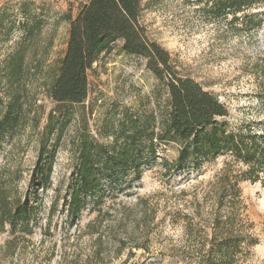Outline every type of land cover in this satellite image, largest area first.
Segmentation results:
<instances>
[{
	"label": "rangeland",
	"instance_id": "1",
	"mask_svg": "<svg viewBox=\"0 0 264 264\" xmlns=\"http://www.w3.org/2000/svg\"><path fill=\"white\" fill-rule=\"evenodd\" d=\"M88 1L0 0V185L7 187L11 200L22 198L40 153L44 171L39 178L47 177L46 188L38 189L35 200L38 228L29 237L31 244L22 243L26 248L9 258H3L0 251V264H44V256L48 258L52 249L49 264H91L88 257L92 238L85 226L96 213L89 206L78 222L69 224L61 198L73 178L79 150L92 141L112 146L125 114L141 118L153 114L158 120L167 110L166 91L147 69V61L125 54L117 41L88 71L87 98L68 106L72 119L59 130L63 119L49 90L57 63L67 48L69 19H75ZM221 1L145 0L140 22L148 39L169 54L179 75L193 79L226 105L232 126L263 120L264 26L255 33V28L243 24L244 13L216 14L214 6ZM245 13H255V7ZM9 104L14 106L13 120L1 125ZM49 113L53 114L52 127L56 131L45 143L41 139ZM155 144L159 157L146 165L139 181L118 193L120 200L114 206L120 210L131 208L137 200L148 199L156 208L154 226L148 238L139 243L147 249L134 250L129 243L121 246L113 237L97 264H190L183 254L187 246L184 220L178 218L193 215L195 222L199 220L193 209L197 201L205 203L199 190L222 168L224 157L203 164L186 177L169 178L163 174L161 159L173 161L177 146L156 140ZM131 174L115 179L126 184L132 181ZM195 186L199 194L194 201ZM239 190L241 217L249 225L247 233L257 243L243 248L234 264H264V187L243 181ZM55 199L49 235H43L40 226L46 227ZM112 201L107 195L103 197L102 213H109L106 209ZM136 211L137 216L126 223V232L141 223V208ZM140 228L135 225L134 230L141 234ZM124 232L118 229V234ZM8 238L7 232L0 233V248Z\"/></svg>",
	"mask_w": 264,
	"mask_h": 264
},
{
	"label": "trees",
	"instance_id": "2",
	"mask_svg": "<svg viewBox=\"0 0 264 264\" xmlns=\"http://www.w3.org/2000/svg\"><path fill=\"white\" fill-rule=\"evenodd\" d=\"M144 1L89 0L75 19H69L67 48L57 63L49 90V96L63 119L59 122V130L72 119L70 111L66 110L68 106L81 104L87 98L88 71L102 55L110 52L117 41L122 43L121 50L125 54L147 61V69L164 87L168 99L167 110L158 120L153 114L142 118L125 114L114 134L112 146L92 141L80 148L73 178L61 197L67 220L69 224L78 222L81 212L89 206L96 213L85 226L86 234L92 238L88 257L93 261H88L91 264L102 261L107 252L106 245L113 237L121 246L129 243L131 249L146 250L139 243L140 239L148 238L154 226L156 208L148 199L137 200L131 208L124 206L120 210L114 206L120 200L118 193L125 186L132 187L139 181L146 165L159 157L155 140L175 144L176 158L171 162L161 159L163 174L169 178L186 177L203 164L224 157L222 168L199 190L205 202L203 205L198 201L194 204V216L199 220L195 222L193 215L178 218L184 220L183 236L187 239L183 254L190 264H234L243 248L257 243V239L247 233L249 225H245L241 217L243 207L239 183H260L264 187V119L232 126L228 121V109L217 95L204 90L193 79L179 75L169 54L147 37L140 22ZM252 7H255V13H245ZM214 11L216 14L225 11L244 13L243 24L255 28V33L264 26V0H224L215 4ZM13 108V104H9L1 125L13 120L10 119ZM261 110L264 113V103ZM52 119L53 114L49 113L41 142L46 143L56 131ZM41 157L42 153L22 198L11 200L7 187L0 185V233L7 232L9 237L0 248L3 258L13 257L19 249L24 250L26 247L22 243L31 244L29 237L38 228L35 200L38 189L44 190L47 186V177L39 178L44 171L40 166ZM130 173L132 181L126 184L115 179ZM101 179L107 180L102 182ZM199 191L195 186L194 201L198 200ZM105 195L114 200L106 209L109 213H102L100 207ZM55 203L56 199L50 208L46 227L40 226L43 235H49ZM138 208H141V223L135 225L138 229L141 226L139 231L143 238L134 230L135 225L132 231L125 230L126 223L132 221V216H137ZM118 229L124 230V234H118ZM53 254L52 249L42 262L49 264Z\"/></svg>",
	"mask_w": 264,
	"mask_h": 264
}]
</instances>
